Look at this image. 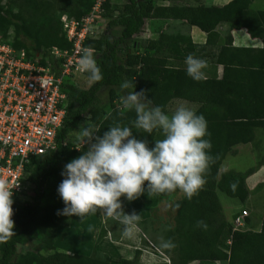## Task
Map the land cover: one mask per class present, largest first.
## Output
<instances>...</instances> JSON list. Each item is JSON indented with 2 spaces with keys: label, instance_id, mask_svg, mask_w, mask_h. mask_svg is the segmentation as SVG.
<instances>
[{
  "label": "trees",
  "instance_id": "trees-1",
  "mask_svg": "<svg viewBox=\"0 0 264 264\" xmlns=\"http://www.w3.org/2000/svg\"><path fill=\"white\" fill-rule=\"evenodd\" d=\"M156 1L127 0L116 17L111 13L113 5L105 4L102 18L106 28L97 39L90 38L85 43L86 48L94 49V59L103 79L89 89L70 83L64 85L68 98L67 118L59 134V146L55 151L34 157L26 167L25 182L31 188L32 197L19 199L28 189L13 199L15 235L0 243V264H140L141 250H136L133 260L113 263L97 249L91 256H85L61 252L57 246L58 240L61 239V244L66 239L65 231L72 219L61 214L65 207L57 192L61 172L67 163L87 150V147L74 149L67 138L85 118L96 125L97 136L117 124L131 127L136 114L134 110L121 107V97L133 90L143 92L146 100L165 113L174 100L197 105L195 112L206 119L209 133L206 138L212 145L203 190L191 200L180 191L157 194L160 203L168 205L173 218L172 229L166 231L161 240H171L175 245L171 250L160 246L158 249L171 264H264V214L260 231L251 229L253 220L247 217L245 227L234 230L233 222L244 210L240 215L235 213L230 223L219 197V193H223L246 203L250 197L247 179L259 169L221 172L233 147L253 143L256 131L264 130V47H234L229 37L226 46L212 55L213 64L223 67L222 77H206L195 82L186 75L185 57L189 54L198 59L210 56L208 46H198L190 37L165 32H160L156 39L141 42L143 52L135 46L147 22L152 20L186 21L208 35L210 46L216 45V29L223 22L230 23L232 29H247L253 38L264 39V11L250 10L252 0H233L223 7L207 6L202 0H178L182 4L169 6L156 5ZM192 1L196 4H191ZM6 2L0 0V40H8L9 31L13 29V46L26 49L30 56L40 54L42 64L51 65L56 72L59 63L50 50L72 47L61 18L67 16L82 21L95 4V0ZM115 27L123 28L121 36H112L111 30ZM125 81L134 83L135 88L122 90L120 85ZM105 89L109 96L102 101L100 94ZM133 130V135L146 139L149 146L163 138L158 131L148 136ZM232 185H235L234 190ZM263 188L264 185L258 186V189ZM198 221H203L207 227H198ZM148 223L149 219L138 225L145 235ZM113 224L121 225L115 221ZM62 227L64 230L57 239L56 234ZM109 232L102 227L97 245ZM121 236L122 233L113 237L114 241ZM22 249L26 250L22 252Z\"/></svg>",
  "mask_w": 264,
  "mask_h": 264
},
{
  "label": "clouds",
  "instance_id": "clouds-1",
  "mask_svg": "<svg viewBox=\"0 0 264 264\" xmlns=\"http://www.w3.org/2000/svg\"><path fill=\"white\" fill-rule=\"evenodd\" d=\"M184 64L186 75L193 81L206 78L205 60L189 54ZM78 67L87 74L89 84L103 79L90 47L82 50ZM120 87L127 90L135 85L125 81ZM121 101L124 109L136 114L132 126L117 124L102 136L93 135L84 127L78 141L90 143L87 150L64 166L57 192L65 205L61 214L82 221L99 210L104 217L124 226V236L133 238L141 217L134 211L125 213L121 197L132 202L146 189L153 194L180 191L191 200L206 184L204 176L211 161L212 145L206 138V119L189 107L179 106L169 115L146 100L143 92L134 90L122 96ZM133 129L148 136L158 131L163 138L149 146L146 139L133 135ZM231 187L235 189V185ZM11 190L0 180V243L15 235ZM197 226L207 227L203 221H198ZM159 246L166 250L175 247L171 240H162Z\"/></svg>",
  "mask_w": 264,
  "mask_h": 264
},
{
  "label": "built area",
  "instance_id": "built-area-1",
  "mask_svg": "<svg viewBox=\"0 0 264 264\" xmlns=\"http://www.w3.org/2000/svg\"><path fill=\"white\" fill-rule=\"evenodd\" d=\"M111 0H95L82 21L61 18L63 31L72 47H53L51 56L59 63L57 72L43 65V56H30L26 49H16L12 37L0 40V180L12 189V199L28 189L25 169L34 157L55 151L59 134L67 118L66 80L85 73L78 67L88 39L99 35L98 22L104 6ZM95 53V52H94ZM63 145H66L63 142ZM246 211L234 222V230L245 227Z\"/></svg>",
  "mask_w": 264,
  "mask_h": 264
},
{
  "label": "rangeland",
  "instance_id": "rangeland-1",
  "mask_svg": "<svg viewBox=\"0 0 264 264\" xmlns=\"http://www.w3.org/2000/svg\"><path fill=\"white\" fill-rule=\"evenodd\" d=\"M4 4L7 3V0H1ZM163 2H169L171 5H180L182 4L178 0H163ZM127 3V0H111L112 6V15L113 17H116L124 8L125 4ZM191 4H196V2ZM202 4L204 2L202 1ZM98 33L99 35L95 36L97 39L101 33H103L104 29L106 28V24L103 22H98L97 24ZM123 28L122 27H115L113 30H111V34L113 37H119L121 36ZM162 31V21L155 22V24H152L151 21H148L145 28L143 29L142 33L138 36V44L135 45L136 48L143 52V50L140 47V43L143 41L150 40L149 36L150 33H153L156 35V38L159 36L160 32ZM14 30L11 29L9 31L10 37L13 36ZM51 51V50H50ZM66 83H70L71 85H74L75 87H79L81 89H89L92 84H89V82L86 79L85 75L77 74L74 76H71L69 79L66 80ZM109 93L108 90H102L100 94V98L102 101H105L108 99ZM175 103V102H174ZM171 106V110L169 112V115L175 111V109L179 106H182L180 104L175 103ZM187 105V104H186ZM185 106V105H183ZM123 107V106H121ZM192 109L190 105L186 106ZM88 127L89 130L93 135H95L96 132V125L89 119L85 118L79 128L72 132L70 136L67 138L68 143L72 145L74 149L80 150L83 147H88L89 141L82 142L78 141V135L79 132L84 128ZM259 131V130H258ZM256 132V138L260 134V132ZM258 134V135H257ZM249 150H246L243 153H239L237 157L233 158H227V160L223 163V169H233L238 172H245L251 168H257L260 163L264 162V151L261 148H256L255 150H250L252 153L248 152ZM264 180V179H263ZM29 191L23 196L19 197V199L22 200H30L32 197V191L30 186L28 187ZM27 189V190H28ZM156 197V198H155ZM220 201L222 203V206L225 208V212H227L228 216L230 217L233 213H239L241 211H246L248 213L247 218H251L253 222H256V226L259 229L262 221V217L264 214V188L253 190L251 194V198L246 203H241L238 199H232L227 197L223 193H219ZM121 203L122 204H129L130 208L132 209V212L139 214L141 218L146 217L149 215L150 223H148L145 227V230H147V233L145 236L150 238L151 242H154L155 245H158L161 243V239L163 235L166 233V231H170L173 225V218H172V212L168 211V205L167 204H161L159 200V196L157 194L153 193H147V190L145 189L144 193L136 200L132 202L126 201L123 197H121ZM122 210L125 213H128L127 206L122 205ZM245 207V208H244ZM233 208V212L230 211V209ZM253 215H252V214ZM104 217L102 213L98 210L96 214L94 215H88L86 218H84L82 221L79 220V218L73 216V223L74 225L70 229L69 237L68 239H65L64 241L59 243L60 240L57 242V246L59 247V251L65 252L68 254H82L85 256H91L95 249H97L102 255L103 253L100 251V246L97 245V239L99 236V233L102 229V227H106L108 230L111 231L112 239L113 237L117 236L120 233H123V225H114L113 220L110 218H106V222L104 225H102V221L104 220ZM117 223V222H115ZM61 230H64V228L59 229V233L57 235V239L61 236ZM141 230V229H140ZM260 230V229H259ZM145 240V238H144ZM159 243V244H158ZM30 247V246H29ZM103 247L106 248L110 253V261L113 260V263L115 261H118L117 253L114 251V248L111 244L105 243ZM30 249V248H28ZM128 248H125V250ZM130 249V248H129ZM128 249V250H129ZM26 249H22L21 251L24 252ZM130 251V250H129ZM47 253L46 251H44ZM133 255L132 260L135 257V253H132ZM134 256V257H133ZM169 261L167 259H164V263ZM121 261H119L120 263ZM227 264V263H223Z\"/></svg>",
  "mask_w": 264,
  "mask_h": 264
},
{
  "label": "crops",
  "instance_id": "crops-1",
  "mask_svg": "<svg viewBox=\"0 0 264 264\" xmlns=\"http://www.w3.org/2000/svg\"><path fill=\"white\" fill-rule=\"evenodd\" d=\"M202 1L207 6L223 7L231 3L233 0H202ZM156 5L169 6L171 4L169 2L164 3L163 0H157ZM250 10L264 11V0H252L250 4ZM160 21H162V31L161 32L190 37L195 45L208 46L206 50L210 52V56H205L203 60H205L207 63V67L205 69V75L206 77H209V78H221L223 75V67L216 66L213 64L212 55L215 52H217L220 48L226 46V42L229 37L232 38V45L234 47L252 48V49H262L264 47L263 38H253L248 33L247 29L245 28L232 29L231 24L227 22H223L217 27L216 32L218 33V41L216 45L210 46L208 45L210 41L208 35L202 32L197 27L190 26L186 21L152 20L151 22L152 24H155V22L158 23ZM149 39H156V35L153 33H150ZM174 102L180 105L183 104L185 106L190 105L193 111L197 109V105L190 104L187 101L174 100L170 104L167 114H169L170 110L172 109L171 106L173 105ZM258 132H260V134L259 135L257 134L258 137L255 139L253 143L240 144V145L233 147L231 152L227 155L225 161L227 160V158L237 157L239 153H243L246 150H249L248 151L249 153H252V151L250 150H255L256 148H261L264 151V130H259ZM258 167L259 169L257 170V172L247 179V185L250 190L249 199L251 198V194L253 190H258L259 185H264V180H263L264 179V162L260 163ZM229 170L230 169H223V166H222L221 172H227ZM122 205L127 206L129 214L132 213V209L130 208L129 204H122ZM235 210H233V208L230 209L231 212ZM224 211H225V208H224ZM234 214L235 213L231 214V216L229 217L227 212H225L226 219L230 223L233 221ZM148 218H149V215H147L144 218H141L140 221L147 220ZM106 220L107 219L104 218V220L102 221V225L105 224ZM252 223L254 224V227H252L251 229L255 231H260L259 229H261V225H260V228L258 229L256 226V222L252 221ZM73 225L74 223H73V216H72L70 225L69 227L66 228V231H65L66 239H68L70 229L72 228ZM138 229H139L138 231H135V235L133 238H128L124 236L122 233V236L120 237L118 241H114V239H112L111 232H109L108 236L105 237L98 244V246H100V249H101L100 251L104 255H107L110 259L111 257L110 255L112 254V252L110 253L108 250H106V248L103 247V245L105 243L111 244L112 247L114 248V251L118 254L117 255L118 261H115V263H119V261H122V260H132V257H131L133 255L132 253H135L136 250H141L142 252L140 256V264H162L164 263V259L169 260V258L158 249V246L155 245L154 242H151L150 238H148L147 236L143 234L142 230H140L139 227ZM125 248H128V249L130 248L129 249L130 251L128 249L125 250ZM111 262H113V260H111ZM166 264H171L170 260L167 261ZM194 264H197V263H194ZM215 264H223V263L217 262Z\"/></svg>",
  "mask_w": 264,
  "mask_h": 264
}]
</instances>
